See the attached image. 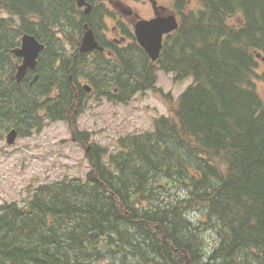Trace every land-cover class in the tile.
Returning a JSON list of instances; mask_svg holds the SVG:
<instances>
[{
    "label": "trees",
    "instance_id": "1",
    "mask_svg": "<svg viewBox=\"0 0 264 264\" xmlns=\"http://www.w3.org/2000/svg\"><path fill=\"white\" fill-rule=\"evenodd\" d=\"M192 1L173 0L180 27L155 63L134 43L110 58L96 52L87 70L77 0H0V129L26 137L67 121L74 131L82 79L116 104L156 91L158 71L193 79L177 100L164 95L171 116L121 137L117 152L75 131L91 147L87 178L2 204L0 264H264V0L188 10ZM25 35L46 47L33 85L16 79Z\"/></svg>",
    "mask_w": 264,
    "mask_h": 264
},
{
    "label": "rangeland",
    "instance_id": "2",
    "mask_svg": "<svg viewBox=\"0 0 264 264\" xmlns=\"http://www.w3.org/2000/svg\"><path fill=\"white\" fill-rule=\"evenodd\" d=\"M123 1L137 11L142 9L141 14L145 17L149 16L150 6L142 3L144 0ZM158 2L169 8V13L177 14L174 2L172 4L168 0ZM198 7L199 3L193 0L188 10H195ZM1 16L7 17V13L4 12ZM113 25L114 22L107 20L109 28L112 29ZM88 61L93 63L96 57L89 58ZM86 69L89 70L90 67ZM259 74L256 89L264 99L263 61ZM157 75L156 91L139 94L126 105L110 102L91 89L92 91L87 92L88 98L83 113L77 115L74 131L69 125L70 122L47 121L41 130L26 137H17L15 143L9 146L6 139L10 130L0 129V206L5 202L23 205L42 184L71 178L85 180L91 170L88 160L90 150L86 143H80L75 131L90 134V143L108 148L112 153L118 151L117 142L121 137L153 131L155 119L171 116V103L169 101V104L167 103L164 95L170 94L177 100L192 84L193 79L176 82L173 74L158 71ZM81 84L94 86L85 79L81 80ZM158 90L162 92L159 93ZM198 214L201 212L193 213V216L198 218L200 216Z\"/></svg>",
    "mask_w": 264,
    "mask_h": 264
},
{
    "label": "flooded vegetation",
    "instance_id": "3",
    "mask_svg": "<svg viewBox=\"0 0 264 264\" xmlns=\"http://www.w3.org/2000/svg\"><path fill=\"white\" fill-rule=\"evenodd\" d=\"M134 1L138 2L139 0ZM88 2L91 5V11L88 15H85L86 7L81 8L78 6L80 12L85 18V22L83 25L84 33L85 25L88 24L89 27L93 30L96 40L98 41L100 46L104 48L103 52L100 51L104 54L103 58H110L117 50L130 47L134 43L139 45L135 34L136 25L139 22L151 21L158 17H168L170 15H173L172 12L169 13L170 9L160 4L158 0H144L142 2L150 6L148 17H145L141 14L143 13L142 9H139L137 11L131 6L127 5L123 0H88ZM168 2L172 4L173 0H168ZM107 4L110 5L111 8H109ZM107 20L110 22H114L112 29L107 26ZM169 36L170 35H165L164 39H167ZM81 42L79 44V47L81 45ZM98 51L99 50H94L84 55H80L84 58L86 57V59L95 57L97 58L96 52ZM93 63H90L87 67L93 69ZM36 75V71H29L26 78L32 77L31 80L33 81Z\"/></svg>",
    "mask_w": 264,
    "mask_h": 264
},
{
    "label": "water",
    "instance_id": "4",
    "mask_svg": "<svg viewBox=\"0 0 264 264\" xmlns=\"http://www.w3.org/2000/svg\"><path fill=\"white\" fill-rule=\"evenodd\" d=\"M79 7H86L85 15L91 11V5L87 0H78ZM179 27L177 18L174 15L168 17H158L151 21H141L136 25V37L139 45L147 52L153 62L157 61L163 49L164 35H169L176 31ZM45 45L40 43L36 37L25 35L21 39V46L14 51V55L21 59L18 65L17 80L18 83L27 76L29 71H35L38 67V61L41 53L44 51ZM99 50L104 51L96 40L93 30L88 24L85 25V33L82 37L80 45V54L84 55L88 52ZM264 60V59H263ZM38 79L35 76L34 82ZM17 130L11 131L7 136V143L13 145L16 141Z\"/></svg>",
    "mask_w": 264,
    "mask_h": 264
}]
</instances>
